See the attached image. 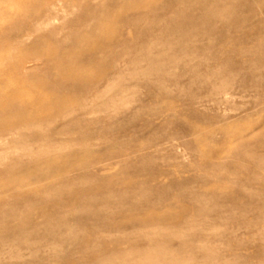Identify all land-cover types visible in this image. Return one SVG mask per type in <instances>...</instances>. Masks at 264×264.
Masks as SVG:
<instances>
[{"label": "rangeland", "instance_id": "obj_1", "mask_svg": "<svg viewBox=\"0 0 264 264\" xmlns=\"http://www.w3.org/2000/svg\"><path fill=\"white\" fill-rule=\"evenodd\" d=\"M0 252L264 264V0H0Z\"/></svg>", "mask_w": 264, "mask_h": 264}, {"label": "bare ground", "instance_id": "obj_2", "mask_svg": "<svg viewBox=\"0 0 264 264\" xmlns=\"http://www.w3.org/2000/svg\"><path fill=\"white\" fill-rule=\"evenodd\" d=\"M106 37V36H105ZM108 37L109 36H107V39H108ZM68 74L70 75V76H72L73 74H74V69H69L68 70ZM1 87H4V88H6L7 86H5V84H3L2 83V85H1ZM7 97V96H6ZM51 207V206H50ZM53 212V211H52ZM30 222V220L28 219V216H24V217H22V220L20 221V223H26L27 225H28V223ZM105 224V223H104ZM7 227V226H6ZM26 227V226H25ZM18 229H19V231H21V230H26L27 229V227L26 228H24L21 224H19L18 225ZM1 253V252H0ZM3 253V252H2Z\"/></svg>", "mask_w": 264, "mask_h": 264}]
</instances>
